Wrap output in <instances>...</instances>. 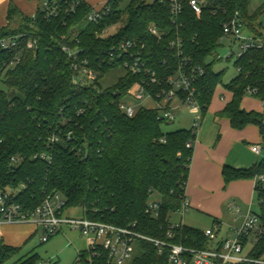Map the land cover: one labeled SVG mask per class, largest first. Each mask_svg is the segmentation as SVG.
<instances>
[{
	"label": "trees",
	"instance_id": "obj_1",
	"mask_svg": "<svg viewBox=\"0 0 264 264\" xmlns=\"http://www.w3.org/2000/svg\"><path fill=\"white\" fill-rule=\"evenodd\" d=\"M251 1L207 0L201 16H196L188 0H183L182 15L175 24L167 0H131L124 11L120 8L123 0H110V16L87 29L86 18L93 8L84 2L73 17L46 20L39 11L36 20L21 16L17 27H0V39L23 35L22 48L31 37L38 39L37 48L23 49L20 63L13 67L19 50H0V81L5 86L0 90V194L16 190L15 200L34 209L48 194L60 193L68 208L83 209L90 220L133 229L149 239L188 249L211 248L213 243L204 232L182 224L171 229L169 221L170 214L180 210L185 195L194 150L187 144L196 142L193 130L165 133L158 111L143 107L128 118L119 105L141 78L125 71L116 84L104 88L101 80L118 66L105 65L93 85L73 84L71 62L61 49L62 37L70 40L79 32L82 55L94 66L114 43L134 41L136 50L160 79L156 92L167 88V78L181 65L183 58L170 46L172 41L181 40L189 66L204 70L196 83L202 120L217 88L223 86L232 99L219 116L228 119L235 130L250 124L259 126L264 136V114L241 108L248 88L256 89L254 98L264 103V46L235 61L240 72L228 84H224V72L215 71L221 59L208 61L221 46L223 26L237 13L247 31L264 38L260 31L264 5L252 11ZM124 15L127 20L114 36L98 37ZM17 16V10L11 8L10 23ZM151 26L158 28L162 38L151 35ZM53 137L59 140L53 143ZM222 175L226 185L264 175V160L249 170L225 166ZM256 194L260 211L254 214L264 227V187L260 182ZM153 196L160 200L157 218L145 213ZM19 251L0 244V264H9ZM169 252L165 249L159 254L152 242L137 240L129 264H169ZM86 255V250L78 253L84 259ZM263 255L264 234L250 256L262 260ZM93 263L112 264L101 249H97ZM12 264L41 262L37 253H31Z\"/></svg>",
	"mask_w": 264,
	"mask_h": 264
},
{
	"label": "built area",
	"instance_id": "obj_2",
	"mask_svg": "<svg viewBox=\"0 0 264 264\" xmlns=\"http://www.w3.org/2000/svg\"><path fill=\"white\" fill-rule=\"evenodd\" d=\"M85 0H43L41 11L42 16L46 20L55 18L73 17L77 8L84 3ZM172 19L176 24L183 12V0H167ZM188 5L196 16H201L206 8L207 0H188ZM38 14V13H37ZM37 14L32 17L36 20ZM111 14V8L105 4L102 8H93L86 18L85 29L90 25H98ZM108 29V28H107ZM102 33L97 34L98 37L108 38ZM151 35L162 38V33L156 26L149 29ZM23 35L0 39V50L10 52L19 50L18 56L12 63V67L21 61L23 49H36L38 39L31 37L26 48H22L21 38ZM229 39L232 45L237 46L238 53L236 61L248 51L253 49H261L264 46V38L255 36L247 31L243 21L238 16L223 26V38ZM62 51L67 55L71 62L72 81L78 86L93 85L102 75L105 65L118 66L123 68L127 73L140 76L141 81L135 83L120 102L121 111L128 117L133 118L138 109L142 106L133 107L128 105L124 99L131 97L137 103L144 100H151L155 105L152 110L158 111L157 119L168 123L175 120L174 112L181 106H186L196 118L193 121L192 130L197 133L202 124L201 109L197 100L198 90L197 81L203 76L202 68H194L189 66L187 58L183 57L181 40L172 41L170 46L176 49L177 57L183 58L181 65L175 75L167 78L166 86L160 92L154 91L155 86L161 85L157 73L151 69L142 54L136 50L134 41L126 39L114 43L108 51L104 52L103 59L95 66L89 58L82 55L83 49L80 45V33L74 32L71 39L67 40L66 36L62 37ZM65 40V42H64ZM67 40V42H66ZM232 54L227 58L231 59ZM219 59H221L218 56ZM238 73L239 68H236ZM257 93L256 89H247V95L254 97ZM264 123V120H263ZM58 137H53L51 141L57 142ZM195 143L187 144L188 148L194 147ZM252 151L260 155L263 151L261 145L252 147ZM16 193L6 192L0 194V222L7 224H31L41 231L40 242L46 243L62 231V228L69 227L72 230H79L85 237L88 248L85 259L81 256L77 257L74 264H94L93 258L97 254V249H101L108 253V258L112 264H129L135 253V243L137 240H147L152 242L159 248V254H163L165 249H169V264H264L263 260L251 258L250 254L254 245L264 234V227L261 225L260 218L254 213H248L243 217L241 227L234 231V238L227 239L214 245L209 249L195 250L188 249L182 245L168 244L160 240L149 239L133 229H122L106 223L90 220L84 217L80 220L65 217L67 207L66 198L60 193H50L43 199L42 203L34 209H27L15 200ZM190 202L184 195L179 212L183 215L189 210ZM229 209L233 214L240 215V209L234 202L229 203ZM160 211V200H151L146 208V215L157 218ZM135 225H133L134 227ZM179 225H173L171 229ZM219 225L214 224L211 229L205 231L208 240L214 243L217 240ZM173 239L171 232L168 234ZM245 241V242H244ZM252 243V248L245 253L247 245Z\"/></svg>",
	"mask_w": 264,
	"mask_h": 264
},
{
	"label": "crops",
	"instance_id": "obj_3",
	"mask_svg": "<svg viewBox=\"0 0 264 264\" xmlns=\"http://www.w3.org/2000/svg\"><path fill=\"white\" fill-rule=\"evenodd\" d=\"M109 1L85 0L90 7L96 9L102 8ZM42 4L43 0H0V27L9 24L17 27L21 22V16L32 18L39 12ZM11 8L17 10L19 17H15L10 23L8 13ZM219 87L222 88L221 100L224 103L219 109L214 110L212 118L206 120L205 116L202 120L185 187V196L190 202L189 209L197 213L198 218L190 221L192 225L180 223L204 233L214 224H218V237L213 246L220 245L224 240L233 239L234 231L241 227L243 217L248 213L260 211L256 194L257 183L260 182L264 187V175L233 181L228 185L224 182L222 172L225 166L249 170L264 160V136L259 126L250 124L241 130H235L228 119L219 116L232 99L229 91L223 86ZM249 99L250 102L257 104L247 109L242 105V101L241 108L247 112L264 114V103L254 97ZM255 145L262 146L263 151L260 155L252 151ZM231 202L240 209L239 216L229 209ZM36 231V226L31 224L0 222V244L20 248L37 233ZM262 260L264 261V255Z\"/></svg>",
	"mask_w": 264,
	"mask_h": 264
},
{
	"label": "rangeland",
	"instance_id": "obj_4",
	"mask_svg": "<svg viewBox=\"0 0 264 264\" xmlns=\"http://www.w3.org/2000/svg\"><path fill=\"white\" fill-rule=\"evenodd\" d=\"M155 0H149V2H154ZM131 0H123L121 4V10L124 11L129 5ZM264 5V0H252L250 4V9L256 10L260 6ZM127 16L124 15L122 20L117 24L107 29L104 36H110L116 34L120 28L125 24ZM261 21L264 22V18H261ZM12 28L14 25H11ZM260 28V27H259ZM264 36V24L263 28H260ZM238 49L237 46L232 45V42L229 39H225L221 46L216 50L212 57H209L208 61H212L218 56L221 58V61L215 67L216 72H224V84L230 83L237 75L238 71L235 66V61L237 58ZM232 54L231 59L227 58ZM125 70L123 68L112 69L108 74L101 80V84L104 88H108L116 84L124 75ZM5 86L0 81V90H4ZM222 88H218L209 110L206 113V120L212 118L214 110L220 108L223 105L221 100ZM249 95H246L243 99V106L245 108L254 107L255 102H250ZM124 101L133 107H147L151 108L155 104L147 99L143 102L137 103L131 97H126ZM175 120L163 124L162 129L165 133L175 132L179 130H190L193 125V121L196 118L193 113L187 109L186 106L179 107L175 112ZM9 193H16V190L10 189ZM153 200H159L158 196H153ZM65 217H70L72 219L80 220L84 217L83 209L81 208H70L66 210ZM198 215L191 209H189L184 215L181 212L171 213L169 216V221L173 225H179L180 223H188L187 225H192L190 222L192 219H197ZM207 222V221H206ZM211 226V224H210ZM37 233L32 236L27 242H25L21 247L17 256L9 263L12 264L19 259L26 257L31 253H37L40 259L41 264H74L78 257V253L85 251L88 248L87 241L85 237L79 230H72L69 227H63L62 231L53 237L50 241L46 243L40 242L41 231L37 229ZM252 248V243L247 245L245 253H247Z\"/></svg>",
	"mask_w": 264,
	"mask_h": 264
}]
</instances>
